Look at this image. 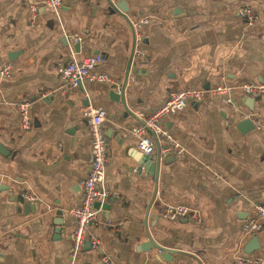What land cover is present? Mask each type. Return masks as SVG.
I'll return each instance as SVG.
<instances>
[{
	"label": "crops",
	"instance_id": "obj_1",
	"mask_svg": "<svg viewBox=\"0 0 264 264\" xmlns=\"http://www.w3.org/2000/svg\"><path fill=\"white\" fill-rule=\"evenodd\" d=\"M40 1L0 0V71L13 66L10 78L0 76V264H70L76 224L68 211L80 203L93 161L82 116L91 106L108 115L106 186L119 198L89 228L87 242L100 243L84 246L78 264H239L244 257L264 264V228L250 255L252 238L243 233L254 206L264 205V96L237 93L236 110L217 99L191 102L168 117L184 152H162L157 179L141 165L147 155L132 135L172 92L264 83V0H116L125 2L127 19L110 13L106 0H63L58 14L33 13ZM243 7L258 15L255 25L240 15ZM65 34L82 38L73 45L79 60L99 53L98 73L112 83H85L84 91L64 84L57 68L73 58ZM125 82L133 116L113 97ZM23 100L31 103L30 131L20 127ZM247 119L255 128L241 131ZM174 205L196 211L202 223L161 218ZM148 235L181 253L144 251Z\"/></svg>",
	"mask_w": 264,
	"mask_h": 264
},
{
	"label": "built area",
	"instance_id": "obj_2",
	"mask_svg": "<svg viewBox=\"0 0 264 264\" xmlns=\"http://www.w3.org/2000/svg\"><path fill=\"white\" fill-rule=\"evenodd\" d=\"M62 5L63 0H42L32 6V12L36 13L39 7H43L58 14ZM239 13L250 26L255 25L258 21V15L250 7L241 8ZM145 22L147 21H141L138 26L141 27ZM65 37L73 58L69 63L60 65L57 68V72L68 88H79L80 84L84 87L85 83H112V79L107 74L98 73V68L103 63V58L100 55H93L79 60L73 52V45L80 43L82 38L78 35L66 34ZM136 52L138 57L144 55L141 50H136ZM12 70L13 66L7 64L1 69L0 76L10 78ZM237 93L251 98L264 96V83L229 84L224 82L208 90L192 87L172 92L165 103L151 114L145 115L142 119V124H138L132 129V135L138 139V149L145 155H154L156 152V140L161 145L162 152L170 153L174 157H181L184 150L179 141L165 126V120L170 116L183 112L191 102L202 103L207 99H217L224 105L236 110L234 98ZM17 108L21 129L30 131L32 128L31 103L28 100H23L18 104ZM82 116L88 121L93 161L88 175L81 185V201L68 211L76 224L72 235L74 250L71 254L70 264H78V256L88 241L89 228L98 225L100 222L102 209H97L95 205L100 204L102 206L119 198L117 193L110 191L106 186L109 151L104 132V123L108 118L107 112L101 107L91 106L82 110ZM149 132L155 140L148 135ZM23 197L30 203L38 202L39 200L37 196L30 193L24 194ZM253 211L254 215L245 222L243 227L244 236L247 238L257 236L264 228V205L254 206ZM161 218L164 220L191 219L197 224L202 223V219L196 211L184 205L166 206L161 213ZM99 243L98 239L90 237V245L93 248H98ZM106 261L107 259H104L105 263ZM260 263L259 260L248 257L239 259V264Z\"/></svg>",
	"mask_w": 264,
	"mask_h": 264
},
{
	"label": "water",
	"instance_id": "obj_3",
	"mask_svg": "<svg viewBox=\"0 0 264 264\" xmlns=\"http://www.w3.org/2000/svg\"><path fill=\"white\" fill-rule=\"evenodd\" d=\"M106 3L108 5V11L112 14H118L122 17H124L125 19H127V13H128V8L125 4L124 1H116V0H106ZM134 47H135V44H134ZM134 47H133V51H132V54H131V58H130V61H129V64H128V67H127V73H126V81L128 79V75L130 73V69H131V65L133 63V59H134ZM78 48H79V45L76 46V50L78 51ZM95 55H99L98 52H96ZM125 84L126 82L124 83L123 87H122V90L119 94H116L114 93L113 97L118 100V101H121V103L123 104L126 112L133 116V114L131 113V111L128 109L127 105H126V102H125V98H124V91H125ZM79 89H81L82 91H84V87L82 84L79 85ZM208 90V89H207ZM142 124V122H141ZM240 130L241 131H247L248 129H254V125H253V122L249 119L247 120H244L241 124H240ZM159 150H158V154L156 155V158H154L153 156H145L141 162V165L143 167H151V170L154 169V176L155 178L157 179L158 178V175L160 173V165H161V153H162V150L160 149V145L158 146ZM0 153L3 154V151H2V148L0 147ZM171 154H165V156H170ZM152 204V203H151ZM151 204H150V207H151ZM95 207L97 209H102V211H108L110 210V203H107V204H104V205H100V204H96ZM150 207H149V212L147 214V216L153 218V214L150 213ZM148 217H147V221H148ZM146 221V223H147ZM152 226V224H151ZM148 242L146 245L143 246V250H148L150 248H156L158 249L159 251H161L162 253L166 254V255H174V254H178V253H181V252H178V251H174L172 249H167V248H164L160 245H158L157 243H155L153 241V239L148 235ZM85 246H89L90 247V243L86 242L85 243ZM260 247H259V239L257 236L253 237L252 240H250V242L248 243V245L246 246L245 248V253L247 255H250L252 254L254 251L258 250Z\"/></svg>",
	"mask_w": 264,
	"mask_h": 264
}]
</instances>
